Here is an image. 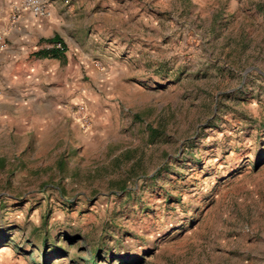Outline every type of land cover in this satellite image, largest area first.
I'll return each mask as SVG.
<instances>
[{
	"label": "rangeland",
	"instance_id": "1",
	"mask_svg": "<svg viewBox=\"0 0 264 264\" xmlns=\"http://www.w3.org/2000/svg\"><path fill=\"white\" fill-rule=\"evenodd\" d=\"M134 1L69 140H0V264H264V0Z\"/></svg>",
	"mask_w": 264,
	"mask_h": 264
},
{
	"label": "crops",
	"instance_id": "2",
	"mask_svg": "<svg viewBox=\"0 0 264 264\" xmlns=\"http://www.w3.org/2000/svg\"><path fill=\"white\" fill-rule=\"evenodd\" d=\"M21 1L0 0V32L7 41L0 45V140L45 154L60 140H69L74 107L91 94L88 76H101L95 52L84 50L82 43L88 19L122 13L128 18L135 1L129 9V0H46L49 16L22 10L16 19ZM55 37L67 50L47 56L44 51L53 48Z\"/></svg>",
	"mask_w": 264,
	"mask_h": 264
},
{
	"label": "built area",
	"instance_id": "3",
	"mask_svg": "<svg viewBox=\"0 0 264 264\" xmlns=\"http://www.w3.org/2000/svg\"><path fill=\"white\" fill-rule=\"evenodd\" d=\"M22 10L30 11L34 16L39 18L47 17L50 14L49 3L46 0H22L21 3L16 7V19ZM0 45L3 47L6 45V40L3 33H0ZM53 48H56L60 52H65L67 50L66 44L62 41L54 42ZM80 111L84 114V123H88L90 118L86 109L82 108Z\"/></svg>",
	"mask_w": 264,
	"mask_h": 264
},
{
	"label": "trees",
	"instance_id": "4",
	"mask_svg": "<svg viewBox=\"0 0 264 264\" xmlns=\"http://www.w3.org/2000/svg\"><path fill=\"white\" fill-rule=\"evenodd\" d=\"M53 42H58V41H62L59 37H55L53 40ZM63 42V41H62ZM43 52H40V54ZM64 52H60L59 50H57L56 48H52V49H47L46 51H44V54L47 56H58L60 54H62Z\"/></svg>",
	"mask_w": 264,
	"mask_h": 264
}]
</instances>
